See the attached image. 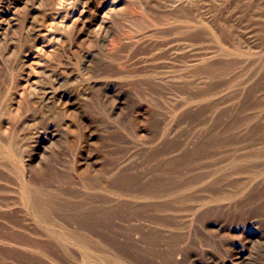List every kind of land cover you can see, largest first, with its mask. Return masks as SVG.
I'll list each match as a JSON object with an SVG mask.
<instances>
[{
  "label": "rangeland",
  "instance_id": "obj_1",
  "mask_svg": "<svg viewBox=\"0 0 264 264\" xmlns=\"http://www.w3.org/2000/svg\"><path fill=\"white\" fill-rule=\"evenodd\" d=\"M0 264H264V0H0Z\"/></svg>",
  "mask_w": 264,
  "mask_h": 264
},
{
  "label": "bare ground",
  "instance_id": "obj_2",
  "mask_svg": "<svg viewBox=\"0 0 264 264\" xmlns=\"http://www.w3.org/2000/svg\"><path fill=\"white\" fill-rule=\"evenodd\" d=\"M111 2V1H110ZM109 2V3H110ZM114 2V1H113ZM111 3L108 7H110L111 9H113L114 7H116V4L115 3ZM85 5V4H84ZM67 95V94H66ZM44 201V200H43ZM45 207H47V206H45ZM47 213V212H46Z\"/></svg>",
  "mask_w": 264,
  "mask_h": 264
}]
</instances>
